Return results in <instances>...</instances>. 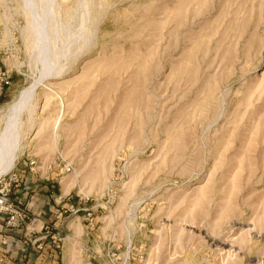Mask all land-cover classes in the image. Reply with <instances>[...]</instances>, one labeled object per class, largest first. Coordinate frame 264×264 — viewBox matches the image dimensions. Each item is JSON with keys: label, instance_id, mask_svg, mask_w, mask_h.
Returning <instances> with one entry per match:
<instances>
[{"label": "rangeland", "instance_id": "374dc122", "mask_svg": "<svg viewBox=\"0 0 264 264\" xmlns=\"http://www.w3.org/2000/svg\"><path fill=\"white\" fill-rule=\"evenodd\" d=\"M50 1L37 34L44 0H0V175L71 203L26 238L56 264H264V0Z\"/></svg>", "mask_w": 264, "mask_h": 264}, {"label": "crops", "instance_id": "0c3cea01", "mask_svg": "<svg viewBox=\"0 0 264 264\" xmlns=\"http://www.w3.org/2000/svg\"><path fill=\"white\" fill-rule=\"evenodd\" d=\"M29 177V182L26 183L29 189L24 190L25 193L20 195L22 197L21 206H24L25 212L27 209L32 216H35L34 221L38 223L34 222L31 232L23 234V238H21L23 228L5 230L0 227V258L5 264H56L60 252H58L59 247L55 241L46 239L44 235L34 240L26 236L30 233L40 234L47 227L45 223L57 218V210L53 206L58 207L59 203H64L60 207L69 206L71 205L70 199L64 196L68 194L61 196L56 194L59 191V184L55 178L39 180L37 175H29Z\"/></svg>", "mask_w": 264, "mask_h": 264}, {"label": "built area", "instance_id": "2783aa9c", "mask_svg": "<svg viewBox=\"0 0 264 264\" xmlns=\"http://www.w3.org/2000/svg\"><path fill=\"white\" fill-rule=\"evenodd\" d=\"M8 80L1 78L0 84L8 85ZM72 167L67 164L61 172L69 173ZM26 184L23 176L17 172L9 171L0 175V227L5 230H20L27 220V213L21 206V194ZM48 228L45 227V231ZM47 233V232H46Z\"/></svg>", "mask_w": 264, "mask_h": 264}, {"label": "bare ground", "instance_id": "6f19581e", "mask_svg": "<svg viewBox=\"0 0 264 264\" xmlns=\"http://www.w3.org/2000/svg\"><path fill=\"white\" fill-rule=\"evenodd\" d=\"M50 0H44V4L42 7V14L39 15V17L34 20V27H35V33L40 34V28L43 26L45 22H48L49 20V9L48 7H51ZM50 4V5H49ZM49 5V6H48ZM49 7V8H50ZM51 9V8H50ZM23 98V96H22ZM21 99V98H20ZM19 99V100H20ZM19 103H16V105L13 106V108H8V113L11 118H17L19 119L20 114V108ZM14 119V120H15ZM12 120V119H11ZM10 120V125L7 127V132L5 133V136L2 138L3 141L0 143V174L4 173L5 170L13 163L15 157H16V146H15V136H16V125L18 122L15 123L14 120ZM8 155V160H3L4 157ZM7 157V156H6Z\"/></svg>", "mask_w": 264, "mask_h": 264}]
</instances>
